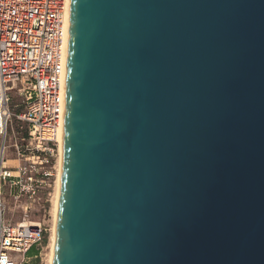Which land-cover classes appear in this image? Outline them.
Listing matches in <instances>:
<instances>
[{
    "label": "water",
    "instance_id": "obj_1",
    "mask_svg": "<svg viewBox=\"0 0 264 264\" xmlns=\"http://www.w3.org/2000/svg\"><path fill=\"white\" fill-rule=\"evenodd\" d=\"M52 264H264V0H71Z\"/></svg>",
    "mask_w": 264,
    "mask_h": 264
},
{
    "label": "built area",
    "instance_id": "obj_2",
    "mask_svg": "<svg viewBox=\"0 0 264 264\" xmlns=\"http://www.w3.org/2000/svg\"><path fill=\"white\" fill-rule=\"evenodd\" d=\"M70 5L71 0H0V264H27L28 253L41 254L45 242L42 224L3 219L1 182L11 196L19 190L17 199H33L55 185L66 111ZM9 161L16 165L8 166Z\"/></svg>",
    "mask_w": 264,
    "mask_h": 264
},
{
    "label": "rangeland",
    "instance_id": "obj_3",
    "mask_svg": "<svg viewBox=\"0 0 264 264\" xmlns=\"http://www.w3.org/2000/svg\"><path fill=\"white\" fill-rule=\"evenodd\" d=\"M17 100V98L15 99ZM9 143V141H8ZM3 144V140H0V148ZM10 153V152H9ZM11 160L13 157L10 155L6 156ZM55 160L57 162V172L55 177V185L50 192H45L40 190L37 192L33 199L28 196H22L20 199L16 197L19 195V190H13V196L10 195V188L1 182V199L3 203V219L12 224H19L23 222H30L34 224H42L47 229L48 241L43 244V249H41V254H39L38 259L34 257H28L27 264H50L51 257V236L54 227V208L56 201V191H57V178L59 173V154L56 153ZM8 166L16 165L9 161ZM36 260H38L37 263Z\"/></svg>",
    "mask_w": 264,
    "mask_h": 264
},
{
    "label": "bare ground",
    "instance_id": "obj_4",
    "mask_svg": "<svg viewBox=\"0 0 264 264\" xmlns=\"http://www.w3.org/2000/svg\"><path fill=\"white\" fill-rule=\"evenodd\" d=\"M69 41V40H68ZM68 49V43H67ZM63 136H64V129L61 131L59 136V173H58V180H57V191H56V201H55V210H54V227L51 236V257H50V264L53 263V254H54V246H55V238H56V223H57V210H58V202H59V194H60V182H61V169H62V160H63ZM23 224L34 226V223L30 222H23Z\"/></svg>",
    "mask_w": 264,
    "mask_h": 264
},
{
    "label": "trees",
    "instance_id": "obj_5",
    "mask_svg": "<svg viewBox=\"0 0 264 264\" xmlns=\"http://www.w3.org/2000/svg\"><path fill=\"white\" fill-rule=\"evenodd\" d=\"M48 234H46V237H45V242L44 243H47V241H48V236H47ZM39 254H38V252L35 250V249H32L29 253H28V257H34V256H38ZM38 262V260H36V262L35 263H37Z\"/></svg>",
    "mask_w": 264,
    "mask_h": 264
}]
</instances>
